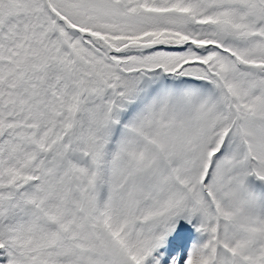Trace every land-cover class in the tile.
<instances>
[{
	"label": "snow or ice",
	"instance_id": "obj_1",
	"mask_svg": "<svg viewBox=\"0 0 264 264\" xmlns=\"http://www.w3.org/2000/svg\"><path fill=\"white\" fill-rule=\"evenodd\" d=\"M0 264H264V0H0Z\"/></svg>",
	"mask_w": 264,
	"mask_h": 264
}]
</instances>
